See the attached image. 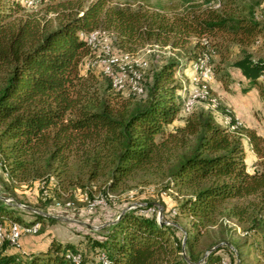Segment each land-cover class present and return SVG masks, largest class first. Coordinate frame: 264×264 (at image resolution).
<instances>
[{
	"label": "trees",
	"instance_id": "16d2710c",
	"mask_svg": "<svg viewBox=\"0 0 264 264\" xmlns=\"http://www.w3.org/2000/svg\"><path fill=\"white\" fill-rule=\"evenodd\" d=\"M263 2L0 0V222L58 221L18 204L30 205L18 192L24 185H37L43 204L36 208L74 203L78 189L90 194L89 206L98 179L104 192L157 183L180 196L170 218L160 219L151 204L121 208L98 232H84V249L83 239L53 236L27 249L6 239L0 264H223L224 253L234 254L230 243L203 237L226 220L257 231L264 243V133L239 124L222 103L230 125L202 103L187 111L177 75L184 63L200 72L202 60L217 57L223 83L239 80L242 90L264 95V55L250 48L264 40ZM94 33L130 56L149 43L170 51L144 70L143 93L118 90L104 70L106 84L82 71L96 53ZM245 137L257 155L253 170ZM11 195L13 202L2 197Z\"/></svg>",
	"mask_w": 264,
	"mask_h": 264
},
{
	"label": "rangeland",
	"instance_id": "374dc122",
	"mask_svg": "<svg viewBox=\"0 0 264 264\" xmlns=\"http://www.w3.org/2000/svg\"><path fill=\"white\" fill-rule=\"evenodd\" d=\"M26 1L33 3L35 0ZM129 1L145 2L147 0ZM150 1L154 2L157 0ZM39 7H41V4L37 3L34 7H31V9L38 10ZM98 40L99 42L95 49L96 53L94 56L86 57L84 59L82 71L84 73L92 71L105 84L107 83V79L105 76L106 66L104 60L107 58L113 62L111 69L117 76L118 71L126 72V68L128 66H134L135 69L140 71L139 73L141 74V78H143L141 79V83L144 85V70L146 69L149 71L153 65L161 62L162 57L167 55L170 51L167 47H159L149 43L141 47L135 54L130 56L129 54L122 53L123 50L118 46H114L113 49L111 43L105 41L104 37L101 36V33L98 34ZM108 45L112 47V50H110L109 54L107 55L106 46ZM250 48L256 55L264 54V40L255 42L254 44L250 45ZM235 51L236 47L234 48V52ZM234 57L232 55V58ZM217 59L218 58L216 57L214 60H211L210 57V80L203 79V73L208 63V56L206 59L201 61L202 71H197L196 63L194 64L193 68L192 62H187L184 63L183 67L177 72V75L180 76L183 82L186 83L183 89L185 108L187 98L190 96L193 90L200 87L201 89L208 92V96L206 99L200 100L196 104L202 103L205 104L206 107L215 110L220 121H223L222 119L224 115L230 114L229 111L224 112L222 107H220V104L222 103L229 108H231L229 105H232V107H235L238 111H240V115L243 119L242 121L247 126L256 128L264 133V95L261 93L258 87H254L248 91L242 90L241 82L238 83L237 81H231L230 86H227L225 83H223L214 72V65L216 64ZM231 71L234 77H238V69L231 68ZM194 74H196V77L191 79ZM125 77L126 80L124 81V88L121 90L129 89L136 92L134 89L135 82L132 80L133 76L129 77V75L126 74ZM113 86L115 87L114 81ZM223 87H226V96L218 91V88ZM120 95L125 94L123 93ZM186 110L189 111L188 109ZM226 120L227 124H232L231 116L227 115ZM237 121H239V124L241 123L238 118ZM244 145L247 153L249 168L253 170L255 168V162L257 161V155L252 149L247 137L244 138ZM2 175L3 169L0 165V194L3 192L1 180ZM102 185L103 179H98L93 185H91L92 193L93 196H95V199L90 202L89 206L87 204V199H89L90 194L84 189H78L75 191L74 203L68 202L67 205H65L61 203L50 202L47 205L38 208L42 211L50 212L62 217H58V221H51L50 219L41 221V228L38 232H24L21 235L19 241L16 243V249H27L29 247L45 245L53 236L64 240L71 239L75 242L81 241V239H83L82 244L84 249L86 248L85 245L87 243L86 239L84 238V232H98L102 227V224H104L105 221L114 218L118 211L123 207H135L142 204H151L150 210H155L159 217L170 218L172 217V209L178 208L179 206L180 196L177 195V191L171 189L167 191L161 190L160 184L157 183L135 184L130 186L126 185L116 191L108 192L102 191ZM18 192L20 193L21 197L24 198L25 201L29 202L33 207L37 206L38 204H43L40 201V193L38 191L37 185H30L27 187L24 185L18 189ZM7 198L8 199L4 198L7 202H13L12 195ZM104 198L105 203L101 204ZM18 204L21 207H26L22 205L25 203L18 202ZM25 216L30 218V215L27 213ZM178 221L184 225H189V218L184 214H178ZM0 223H9L14 225L8 220ZM87 223L95 225V227L92 228L93 230H91V227H89ZM260 235L261 234L257 231L255 232L253 230L244 229L234 220H226L223 224L212 226L210 230L205 233L203 239L208 242H217L220 244L226 241L230 243L234 254L224 253L225 258L223 260V264H231V262L232 264H239L240 261L238 253H240L243 257V264H264V243H257L256 241ZM233 243H235L238 248L235 247ZM238 250L240 252H238ZM102 257L105 259L104 255Z\"/></svg>",
	"mask_w": 264,
	"mask_h": 264
},
{
	"label": "bare ground",
	"instance_id": "6f19581e",
	"mask_svg": "<svg viewBox=\"0 0 264 264\" xmlns=\"http://www.w3.org/2000/svg\"><path fill=\"white\" fill-rule=\"evenodd\" d=\"M91 35H93V37L92 38H91V36L89 37L90 43L93 44L94 49H96L97 44L99 42V40H98V33H94V34H91ZM110 50H112V47L109 46V45L106 46V53H107V55L109 54V51ZM105 61H106L105 62V66H106L105 71H106V73L108 75L112 76L113 81H114V85H115L116 82H117V80H118V76L115 73H113V71L111 69V66H112V63L113 62L109 58H107ZM126 69H127L126 70L127 73L125 72V76H126V74L129 75V76H131V77L133 76L132 80H134V82H135L134 89L136 90V92L143 93L144 92V88H143V84L141 83V79H143V78H141V74L139 73L140 71H138L137 69H135L134 66H132V65L131 66H128ZM107 70H108V72H107ZM115 87L118 88L119 90L123 89L124 88V81H123V83L121 85H118V86L115 85ZM191 94H193L194 96L191 97ZM191 94H190V96L186 100L187 109H190L197 102H199L200 100L206 99L207 96H208L207 95V92L205 90L201 89L200 87L199 88H196L195 90H193V92ZM207 100H209V99H207ZM14 225H17V226H19L21 228H34L35 226H40L41 224L40 223H37V224H35V225L31 226V227H24V226H20L18 224H14ZM2 242H3V240H0V244H2ZM75 260L77 262L81 261L79 256L78 257H75Z\"/></svg>",
	"mask_w": 264,
	"mask_h": 264
},
{
	"label": "built area",
	"instance_id": "2783aa9c",
	"mask_svg": "<svg viewBox=\"0 0 264 264\" xmlns=\"http://www.w3.org/2000/svg\"><path fill=\"white\" fill-rule=\"evenodd\" d=\"M91 38L93 37V35H90ZM104 62H106L104 60ZM210 70H211V66H210V57H208V63L205 67L204 73H203V79H208L210 80ZM108 72V70H107ZM126 80L125 77V71H118V80L116 82V86L121 85L123 83V81ZM194 96L193 94H191V97ZM237 116V115H236ZM105 203V198L102 200L101 204ZM41 228V226H35L34 228H21L17 225H11L9 223H0V240L5 241L6 239H10L12 242L17 243L21 237V235L24 232H31V233H35L38 232L39 229ZM82 260V258H81Z\"/></svg>",
	"mask_w": 264,
	"mask_h": 264
},
{
	"label": "crops",
	"instance_id": "0c3cea01",
	"mask_svg": "<svg viewBox=\"0 0 264 264\" xmlns=\"http://www.w3.org/2000/svg\"><path fill=\"white\" fill-rule=\"evenodd\" d=\"M261 55H264V54H261ZM258 56H260V55H258ZM238 77H240L241 78V80H246V78H245V76L244 75H242V73H241V71L238 69ZM196 77V74H194L192 77H191V79H193V78H195ZM263 80H264V76L263 77H261ZM236 82V81H235ZM237 82L238 83H240V81L239 80H237ZM226 86V85H225ZM227 86H230V83H228V85ZM225 88L226 87H223V88H218V91L221 93V94H223L224 96H226L227 95V93H226V90H225ZM234 111H235V113H236V118H238L239 120H240V122H243L242 120V117H241V115H240V111H238L235 107H232V105H229ZM227 115H229V114H227ZM227 115H224L223 116V122L225 123V124H227L226 123V116ZM230 116V115H229ZM261 132V131H260Z\"/></svg>",
	"mask_w": 264,
	"mask_h": 264
},
{
	"label": "water",
	"instance_id": "95a60500",
	"mask_svg": "<svg viewBox=\"0 0 264 264\" xmlns=\"http://www.w3.org/2000/svg\"><path fill=\"white\" fill-rule=\"evenodd\" d=\"M3 198H5V199H8L6 196H2ZM23 206H26V207H28V208H30V209H32V210H35V211H38V212H40V213H43V214H45V215H47V216H54V217H59V218H61L62 216H58V215H55V214H52V213H50V212H45V211H42V210H40V209H38V208H36V207H33V206H30V205H26V204H22ZM66 218H68V217H66ZM160 219H161V217H159ZM81 221V220H80ZM81 222H83V221H81ZM87 225H89V227H91V228H93V227H95V225H92V224H88L87 223ZM240 264V263H239Z\"/></svg>",
	"mask_w": 264,
	"mask_h": 264
}]
</instances>
